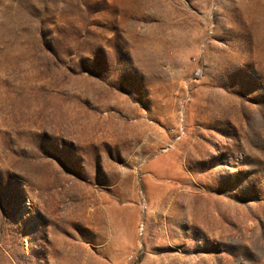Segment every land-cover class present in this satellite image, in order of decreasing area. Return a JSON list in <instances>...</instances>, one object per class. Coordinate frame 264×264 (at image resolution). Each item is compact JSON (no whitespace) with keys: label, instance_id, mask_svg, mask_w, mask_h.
<instances>
[{"label":"rangeland","instance_id":"1","mask_svg":"<svg viewBox=\"0 0 264 264\" xmlns=\"http://www.w3.org/2000/svg\"><path fill=\"white\" fill-rule=\"evenodd\" d=\"M0 264H264V0H0Z\"/></svg>","mask_w":264,"mask_h":264}]
</instances>
